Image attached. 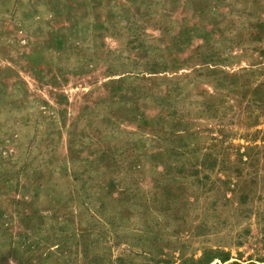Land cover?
Wrapping results in <instances>:
<instances>
[{
    "label": "rangeland",
    "instance_id": "rangeland-1",
    "mask_svg": "<svg viewBox=\"0 0 264 264\" xmlns=\"http://www.w3.org/2000/svg\"><path fill=\"white\" fill-rule=\"evenodd\" d=\"M0 264H264V0H0Z\"/></svg>",
    "mask_w": 264,
    "mask_h": 264
}]
</instances>
